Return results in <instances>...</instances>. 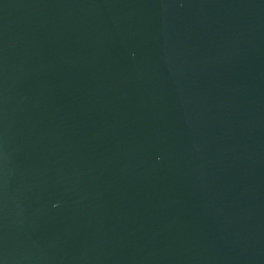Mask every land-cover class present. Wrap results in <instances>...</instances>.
Segmentation results:
<instances>
[{
	"label": "water",
	"instance_id": "obj_1",
	"mask_svg": "<svg viewBox=\"0 0 264 264\" xmlns=\"http://www.w3.org/2000/svg\"><path fill=\"white\" fill-rule=\"evenodd\" d=\"M0 264H264V0H0Z\"/></svg>",
	"mask_w": 264,
	"mask_h": 264
}]
</instances>
